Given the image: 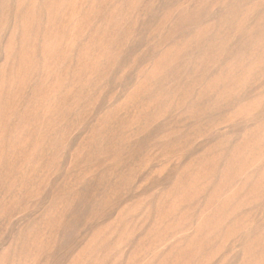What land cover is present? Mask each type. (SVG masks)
<instances>
[{"label": "rangeland", "instance_id": "374dc122", "mask_svg": "<svg viewBox=\"0 0 264 264\" xmlns=\"http://www.w3.org/2000/svg\"><path fill=\"white\" fill-rule=\"evenodd\" d=\"M0 264H264V0H0Z\"/></svg>", "mask_w": 264, "mask_h": 264}]
</instances>
